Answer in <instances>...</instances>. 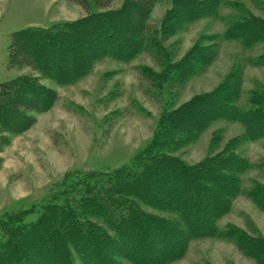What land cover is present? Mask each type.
I'll return each instance as SVG.
<instances>
[{
  "label": "trees",
  "instance_id": "obj_1",
  "mask_svg": "<svg viewBox=\"0 0 264 264\" xmlns=\"http://www.w3.org/2000/svg\"><path fill=\"white\" fill-rule=\"evenodd\" d=\"M68 1L83 15L10 36L7 66H27L30 72L0 83V151L9 136L29 129L35 114L56 100V91L41 84L39 76L69 84L98 60L127 62L142 51L161 71L138 70L161 92L203 72L218 54L213 35L198 38L177 60L165 42L191 19L216 15L222 0L173 1L160 27L150 22L154 0H123L117 8H109L114 0ZM229 5L235 15L221 38L236 39L245 49L264 42V18L241 2ZM249 62L264 65V49ZM240 70L235 65L214 88L178 105L165 103L147 144L127 162L110 170L75 172L36 209L2 213L0 264H168L199 237L230 240L243 256L264 264V235L246 214L244 228L216 224L240 193V175L248 165L238 146L264 138V88L252 89L240 104ZM219 119L240 123L244 132L219 149L222 130L214 131L205 156L194 163L174 154ZM246 194L264 209V183L253 181Z\"/></svg>",
  "mask_w": 264,
  "mask_h": 264
},
{
  "label": "rangeland",
  "instance_id": "obj_2",
  "mask_svg": "<svg viewBox=\"0 0 264 264\" xmlns=\"http://www.w3.org/2000/svg\"><path fill=\"white\" fill-rule=\"evenodd\" d=\"M122 1L114 0L109 8L119 7ZM173 1L176 0H154L150 14L153 25L160 27ZM234 1L264 18V8L259 5L264 0H222L216 15L204 14L182 24L165 42L173 60L182 58L198 38L204 39L207 35L218 37L219 46L217 56L203 72L175 88L156 92L149 86L139 66L156 72L161 68L150 54L142 51L127 62L110 57L98 60L89 72L69 84H58L39 76L40 83L54 89L57 98L47 110L35 114L29 129L9 136L0 151V215L5 211L36 209L63 177L71 178L75 172L88 169L110 170L127 162L147 144L165 103L178 105L211 90L237 64L243 79L240 104L245 103L252 89L264 88V65L249 62L263 51L264 42L245 49L236 39L221 38L228 19L235 15L229 5ZM83 13L80 6L68 0H0V83L30 72L27 66L6 64L13 32L31 26L48 27L76 19ZM218 129L222 130L219 149L244 132L236 121L215 120L174 154L189 163L201 160L212 133ZM237 151L248 162L240 175V193L216 224L244 228L246 214L264 235V209L258 208L246 194L253 181L264 183V138L243 140ZM205 261L255 264L230 240L215 237L192 239L184 255L168 264ZM122 264L132 263L123 261Z\"/></svg>",
  "mask_w": 264,
  "mask_h": 264
}]
</instances>
